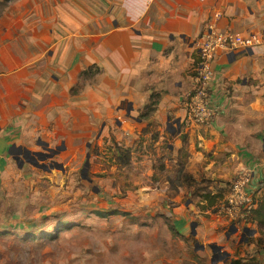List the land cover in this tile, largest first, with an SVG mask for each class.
Listing matches in <instances>:
<instances>
[{
	"label": "crops",
	"instance_id": "0c3cea01",
	"mask_svg": "<svg viewBox=\"0 0 264 264\" xmlns=\"http://www.w3.org/2000/svg\"><path fill=\"white\" fill-rule=\"evenodd\" d=\"M0 7L6 9L4 18L9 23V28L0 25V197L5 196L0 203L5 204L11 190L24 180L33 181L23 161L33 151L22 150L23 146L50 141L44 134L48 132L55 134L48 143L68 156L78 138L73 126L85 132L90 113L98 119L109 116L102 133V138H109L111 121L117 124L110 115H126L132 106L148 105L153 93L161 92L160 120L176 127L168 145L179 155L180 164L200 169L211 180L209 185L191 187L209 194L213 204L192 194L178 195L177 202L195 210L193 202L219 218L223 213L220 229L230 225L201 238L203 244L187 239L192 251L185 247L178 258L161 261L210 264L214 259L216 264H232L237 258L226 250L239 245L234 234L242 232L241 240L248 245L247 231L256 224L237 225L224 211L241 165L251 171L247 188L252 198H264V46L230 50L212 63L209 100L216 115L210 122L190 118L188 96L196 84V42L206 23L220 14V28L264 36V0H14ZM92 64L99 71L88 92L79 94L78 85L71 81L81 78ZM136 79L137 88H130ZM111 87H116V94L106 95ZM56 91L61 95H53ZM57 99L63 103H56ZM96 102H100L97 113ZM26 124L31 125L24 131L31 142L19 135ZM158 138L155 135L154 140ZM142 141L147 156L146 140ZM184 148L189 156L179 152ZM163 212L170 213L171 205L163 206ZM212 217L210 232L218 227V217ZM181 220L189 225L184 215ZM232 238H237L234 243L226 241ZM252 242L257 251L253 256L264 264V249L257 248L264 246V236Z\"/></svg>",
	"mask_w": 264,
	"mask_h": 264
},
{
	"label": "rangeland",
	"instance_id": "374dc122",
	"mask_svg": "<svg viewBox=\"0 0 264 264\" xmlns=\"http://www.w3.org/2000/svg\"><path fill=\"white\" fill-rule=\"evenodd\" d=\"M5 11L0 7V25L9 28ZM96 67L97 64H92L79 75L81 78L71 81L72 85H78L79 94L88 92L98 73ZM136 82L137 79L130 88H137ZM115 94L116 87L106 93ZM56 103H63V99H57ZM99 103L94 106L96 113ZM145 105L132 106L126 115L120 112L110 115L117 120L118 126L125 124L128 128L116 140L112 135L102 138L109 116L98 119L90 113V127L85 132L79 133V125L73 126L78 138L72 143L76 149L68 156L48 143L55 137L48 132L44 134L51 138L50 141L36 140L34 145L22 147V150L31 147L33 151L28 158L22 159L33 181L24 180L11 190V198L5 204L0 203V232L10 233L9 236L0 234V264H174L161 259L178 258L185 247L190 248V240L195 245H198L196 239L203 244L201 238L230 228L229 225L220 229V222L225 221L223 213L219 218L216 213L203 212L193 202L195 210L190 209V204L179 205L178 195H191L194 190L179 174L181 170L195 175L194 187L209 185L211 180L204 178L200 169L179 163V155L175 154L173 146L168 145L176 127L163 124L159 107L149 120H142L139 115ZM28 126L31 125L26 124L19 135L30 140L31 137L24 132ZM109 134H112L111 130ZM155 135L158 140H154ZM143 138L149 154L143 156L130 152V159L135 163L133 168L122 164L114 152L108 151L112 141L129 147L137 140L142 142ZM7 142H11L10 138ZM179 152L190 155L186 148L179 149ZM170 180L178 188H173ZM80 196L91 201L86 204L90 209H116L117 213L110 218H101L94 213L88 215L83 211L86 206L80 207L85 204L80 201ZM169 204L171 212L166 214L163 206ZM183 215L189 225L181 220ZM213 215L218 217V227L210 232ZM226 217L229 218L227 214ZM21 224L26 230L20 229ZM31 225L34 232L28 233ZM241 235L242 232L234 234L239 238V245L229 246L226 251L244 264H261L253 256L257 251L252 247L255 245L252 241L264 236V226L257 221L255 226L249 227L248 245L241 240ZM187 239H190L189 244ZM236 239L226 241L234 243ZM210 264H216L214 259Z\"/></svg>",
	"mask_w": 264,
	"mask_h": 264
},
{
	"label": "built area",
	"instance_id": "2783aa9c",
	"mask_svg": "<svg viewBox=\"0 0 264 264\" xmlns=\"http://www.w3.org/2000/svg\"><path fill=\"white\" fill-rule=\"evenodd\" d=\"M220 16L218 14L215 19L205 25L197 42L199 51L198 76L195 87L190 94L189 114L193 120L199 123H207L213 120L216 115V111L209 100L214 60L221 54L233 49L255 44L264 46V36L257 32L245 36L231 29H221L218 25ZM250 176V169L241 165L229 187L224 211L236 221L238 219L242 221L246 216V211L253 204L252 195L247 188Z\"/></svg>",
	"mask_w": 264,
	"mask_h": 264
},
{
	"label": "trees",
	"instance_id": "16d2710c",
	"mask_svg": "<svg viewBox=\"0 0 264 264\" xmlns=\"http://www.w3.org/2000/svg\"><path fill=\"white\" fill-rule=\"evenodd\" d=\"M12 1H14V0H3V1H0V4L3 7H6ZM92 69L93 68H90L89 71L90 70L92 71ZM95 71L98 72L99 68L96 67ZM95 71H94V73H95ZM161 99H162V93L161 92L153 93L150 103L144 107V110L139 115L142 120H149L154 115V113L157 111V109L159 107ZM156 139H157V137H156ZM182 150H184V149H182ZM108 151L114 152L117 155V157L120 159V162L122 164H127V165L129 164L131 168H133L135 166V163H133L130 159V155H131L130 152L137 153L139 155L147 154V151L143 148V141L140 142V140L137 141L133 146H129V147H125V145H123V144H118V143L112 141L111 145L108 147ZM112 161L115 162L114 159ZM179 174L181 176H183L184 179L187 180L186 182L188 183V186L194 185L195 178L193 177V175H191L189 173H184L183 170H181L179 172ZM172 182L170 180L171 186L173 188H178V185L172 184ZM192 196L193 197H201L202 200L207 199L210 204H213V200L209 198V194L203 193L199 188H195L192 191ZM256 206H257V208H256ZM122 210L123 209H120V211H122ZM83 211H85L88 215H90L91 213H94L96 216L101 217V218H103L105 216L110 218V216L115 215L117 213L116 209H110V211H107V210H102V209L87 208V209H83ZM246 212H247L246 216L241 222L249 223V222L253 221L252 223H256L257 221H259L264 226V198L258 199V200H255L253 198L252 207H250ZM256 213H259V214H256ZM68 222L70 223L71 221H68ZM241 222H239V223L235 222V224L237 223V225H238ZM20 229L26 230V228L23 226V224L20 225ZM27 232L28 233L34 232L32 225H31V227H29V230ZM0 234L1 235L6 234V236H9L10 233L0 232ZM23 234H26V233H23ZM34 234H36V233H34ZM258 247H261L264 249V246H258ZM232 264H243V262L240 259H236V260H232ZM251 264H257V263L252 262Z\"/></svg>",
	"mask_w": 264,
	"mask_h": 264
},
{
	"label": "flooded vegetation",
	"instance_id": "af4514ba",
	"mask_svg": "<svg viewBox=\"0 0 264 264\" xmlns=\"http://www.w3.org/2000/svg\"><path fill=\"white\" fill-rule=\"evenodd\" d=\"M108 17V16H107ZM102 18H106V17H102ZM212 21V20H211ZM208 22H210V21H208ZM207 22V23H208ZM206 23V24H207ZM204 29V28H203ZM203 32V31H202ZM255 32V31H254ZM201 35H202V33H201ZM201 37V36H200ZM199 37V38H200ZM199 40V39H198ZM198 40H197V42H198ZM197 42H196V50H197V52H198V54H199V51H198V49H197ZM226 53V52H225ZM222 55V54H221ZM220 55V56H221ZM220 56H218L215 60H217ZM214 60V61H215ZM198 76V70H197V64H196V77ZM195 82H196V79H195ZM53 95H57V96H60L61 94H58V93H54ZM189 101H190V95L188 96V105H187V113H188V115L190 116V114H189ZM191 118V117H190ZM192 119V118H191ZM124 127H120V126H118L117 124H114V126H112V127H110V130L112 131V134H110V135H112V136H114V139H117V137L116 136H120L121 134H123V131H124ZM113 138V137H112ZM243 226V225H242Z\"/></svg>",
	"mask_w": 264,
	"mask_h": 264
},
{
	"label": "water",
	"instance_id": "95a60500",
	"mask_svg": "<svg viewBox=\"0 0 264 264\" xmlns=\"http://www.w3.org/2000/svg\"><path fill=\"white\" fill-rule=\"evenodd\" d=\"M107 16H109V15H104V17H107ZM111 123H112V125L114 126V124H113V122L111 121ZM80 200H82V197H80ZM85 200V199H84ZM91 201L90 200H85V204L84 205H86L87 203H90Z\"/></svg>",
	"mask_w": 264,
	"mask_h": 264
},
{
	"label": "clouds",
	"instance_id": "9594fccd",
	"mask_svg": "<svg viewBox=\"0 0 264 264\" xmlns=\"http://www.w3.org/2000/svg\"><path fill=\"white\" fill-rule=\"evenodd\" d=\"M199 61V60H198ZM210 122V121H209ZM208 123V122H207Z\"/></svg>",
	"mask_w": 264,
	"mask_h": 264
}]
</instances>
